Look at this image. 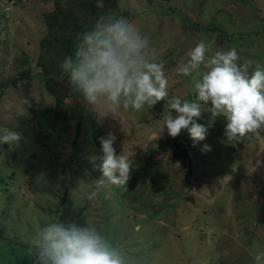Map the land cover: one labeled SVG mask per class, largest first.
Segmentation results:
<instances>
[{
    "label": "rangeland",
    "instance_id": "rangeland-1",
    "mask_svg": "<svg viewBox=\"0 0 264 264\" xmlns=\"http://www.w3.org/2000/svg\"><path fill=\"white\" fill-rule=\"evenodd\" d=\"M9 1L16 5L8 6ZM123 5L126 9L115 16L128 18L151 37L153 53L165 62L170 96L194 100L190 95L198 73L184 77L175 70L188 59L190 49L183 47L200 40L209 46L206 58L235 47L238 63L253 61L250 74L256 64L264 65L262 0H120L119 7ZM50 12L51 0H0V134L8 128L21 135L18 147L0 145V264H16L31 255L28 240L56 217L95 226L123 248L130 264H255L257 252L264 251V167L252 171V165L264 160V128L259 136L227 141L224 117L214 116L211 104L201 102L198 123L208 128L206 139L193 146L182 130L176 138L188 151L172 160L178 141L166 129L157 136L168 110L164 101L145 105L142 112L131 107H121L118 114L94 112L102 136H116L117 154L131 149L134 155L127 189L104 188L88 200L101 177L98 167L94 180L67 160L83 97L62 80L67 94L56 103L35 75L41 69L36 67L41 18ZM17 45L35 76L6 89L5 81L17 71ZM25 98L32 112L27 109L29 115L21 116ZM80 142L83 159L102 154ZM204 145L211 150L204 151Z\"/></svg>",
    "mask_w": 264,
    "mask_h": 264
},
{
    "label": "clouds",
    "instance_id": "clouds-1",
    "mask_svg": "<svg viewBox=\"0 0 264 264\" xmlns=\"http://www.w3.org/2000/svg\"><path fill=\"white\" fill-rule=\"evenodd\" d=\"M76 41L74 53L64 57L60 69L94 112L118 114L121 107L142 112L145 105L151 108L164 101L168 110L157 136L166 129L167 135L175 138L186 130L193 146L204 141L208 132L206 126L198 123L204 112L201 102L211 104L209 111L214 116L224 117L227 141L238 142L249 133L259 136V130L264 128V65L256 64L250 74L253 61L238 63L241 57L235 47L218 50L206 59L210 49L200 40L188 51V59L175 72L184 77L198 73L194 80L196 99L189 101L169 95L165 62L153 53L151 37L128 18L101 15L91 28L77 34ZM21 104L26 107L22 106L19 114L28 116V111L32 112L31 101L25 98ZM20 139L19 132L5 128L0 134V145L18 147ZM115 141L112 132L100 137L102 154L89 158L94 166L99 160L101 177L87 194L88 200L98 198L104 188H126L131 178L134 153L129 149L117 154ZM203 150L211 149L204 145ZM259 167H264V160L256 159L252 171ZM139 228L137 225L136 230ZM28 250L34 264H130L123 248L95 226L60 222L57 217L30 237ZM254 260L255 264H264V251H258Z\"/></svg>",
    "mask_w": 264,
    "mask_h": 264
},
{
    "label": "trees",
    "instance_id": "trees-1",
    "mask_svg": "<svg viewBox=\"0 0 264 264\" xmlns=\"http://www.w3.org/2000/svg\"><path fill=\"white\" fill-rule=\"evenodd\" d=\"M10 2L12 1H9L8 3ZM119 4L120 0H51V12L45 13L41 18V23L44 24V28L41 33L42 36H40L41 38L38 41L39 60L36 63L37 69H39L38 67L41 69L36 71L35 75H40V81L44 83L46 91L54 97L56 103H63V96L67 94V91L63 90V85L60 81L66 80L68 83H65L66 88H68V86L71 87L68 77L63 74L60 69V64L66 55H72L74 53L75 47L77 46V34L91 28L99 16L105 14L115 15L116 12L126 9L125 5L119 7ZM194 25L196 24L192 22V26ZM254 34L258 35L256 32H254ZM13 45L14 47L16 46L15 43H13ZM194 46L195 45H192L191 47H183V50L185 48L192 49ZM249 47L250 46H245L244 48ZM16 50L20 55V57L17 56V58L14 59L17 64V71L14 76L5 81L7 83L6 89L13 88V85L19 81L30 82L35 76H32L33 71L29 59L27 57L20 59L24 52L22 47L17 45ZM9 52L11 53V51ZM76 96L82 98V95L79 92ZM191 99H196L195 93L190 95V100ZM75 120L78 125V133L72 142V151L71 154L67 156V160L70 164H75L77 167L83 169V171H86L87 175L85 174V176H88L91 179H97L98 176L95 174V168L98 167L99 162L97 160V164L94 166L89 163V158L83 159L85 152L80 148V141L84 140V143H86V149H90L99 154L101 151V146L99 144V138L102 137L101 128H99L100 126L94 120V111L86 105L81 109L79 114L75 115ZM249 136H252L251 133H249ZM183 138L187 139L188 133H186ZM172 140L175 142L178 141V138L175 137L172 138ZM162 142L170 143L169 140H163ZM173 145L176 149L170 153V158L172 160L178 159L183 151H188L184 141L181 143L178 141V143H174ZM2 147L8 148L7 145H3ZM231 151H235V148H231ZM188 159L189 156H187V159L184 162L186 165H188ZM27 172L28 169H26V173ZM29 181L31 182L32 180L29 178ZM16 264H34V257L32 255L22 257V259Z\"/></svg>",
    "mask_w": 264,
    "mask_h": 264
}]
</instances>
